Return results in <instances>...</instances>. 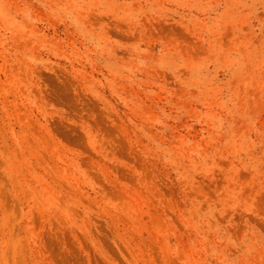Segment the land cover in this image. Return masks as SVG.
Returning a JSON list of instances; mask_svg holds the SVG:
<instances>
[{"label":"rangeland","instance_id":"1","mask_svg":"<svg viewBox=\"0 0 264 264\" xmlns=\"http://www.w3.org/2000/svg\"><path fill=\"white\" fill-rule=\"evenodd\" d=\"M0 264H264V0H0Z\"/></svg>","mask_w":264,"mask_h":264}]
</instances>
